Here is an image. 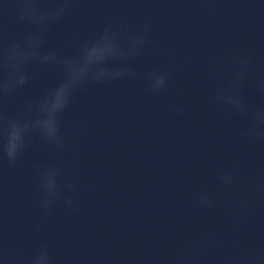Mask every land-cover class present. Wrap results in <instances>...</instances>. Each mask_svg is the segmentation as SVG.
Instances as JSON below:
<instances>
[{"label": "water", "instance_id": "obj_1", "mask_svg": "<svg viewBox=\"0 0 264 264\" xmlns=\"http://www.w3.org/2000/svg\"><path fill=\"white\" fill-rule=\"evenodd\" d=\"M213 7L197 0H77L74 14L48 30L43 51L71 55L70 37L88 39L115 22L142 25L151 11L149 38L161 48L132 66L174 70L168 87L154 95L145 94L143 79L86 86L61 114L64 151L34 135L14 164L0 159V252L24 264L42 245L54 264H224L235 254L264 257V193L248 195L251 178L264 182V143L242 139L248 119L215 102L232 66L221 71L210 59L228 48L254 54L242 97L251 108L264 106L256 86L264 78V0H216ZM0 25V47L30 30L12 13L0 16ZM30 74V83L7 102L11 116L61 79L48 66ZM53 165L62 185L76 186L62 195L78 208L57 200L45 216L37 166ZM233 165L229 191L217 175ZM201 191L216 201L213 207L197 204ZM236 199L247 203L235 207Z\"/></svg>", "mask_w": 264, "mask_h": 264}, {"label": "clouds", "instance_id": "obj_2", "mask_svg": "<svg viewBox=\"0 0 264 264\" xmlns=\"http://www.w3.org/2000/svg\"><path fill=\"white\" fill-rule=\"evenodd\" d=\"M77 0H5L0 5V16L12 13L18 23L29 26V31L21 38L10 41L0 47V159L14 164L28 149L29 140L39 135L43 142L62 152L65 149V137L62 134L61 114L69 108L75 94L88 85H99L122 79H143L148 81L144 89L146 95L160 93L168 87L173 66L162 70L139 72L132 62L146 52L161 48L149 38L155 15L149 11L142 25H124L115 22V27L108 26L103 31L88 39L72 36L67 44L73 54L66 55L55 50L43 51L48 45V30L62 22L75 12ZM201 7L214 10L216 0H197ZM5 28L0 25V37ZM191 59V57H187ZM212 64L224 70L232 66L229 82L217 89L215 102L229 106L236 114L248 119L249 125L241 130V137L246 141L264 143V106L249 107L242 97V89L255 68L254 54L236 49H225L220 55L211 57ZM55 68L61 75L58 84L51 87L39 99L29 100L22 113L15 116L7 111L8 100L16 92L30 83V69L43 67ZM259 91L264 94V78L256 81ZM183 108H176L182 114ZM220 171L217 180L229 191L234 190L235 169ZM41 207L46 216L54 203L60 200L66 208L76 209L78 204L71 198H65L62 190L74 192L72 183L61 184V170L56 166H37ZM264 193V182L253 177L249 180V197ZM197 204L202 208H211L216 201L201 191L197 195ZM247 200L236 199L233 206L246 205ZM43 225V219L37 228ZM0 259L5 264H24L21 257L9 258L0 252ZM29 264H54L47 245H42L39 252L31 258ZM224 264H264V257L251 253L229 256Z\"/></svg>", "mask_w": 264, "mask_h": 264}]
</instances>
